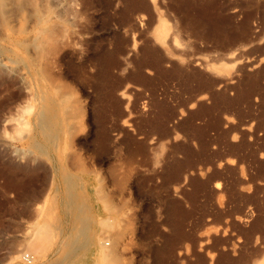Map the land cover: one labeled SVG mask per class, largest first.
Wrapping results in <instances>:
<instances>
[{
	"label": "rangeland",
	"instance_id": "obj_1",
	"mask_svg": "<svg viewBox=\"0 0 264 264\" xmlns=\"http://www.w3.org/2000/svg\"><path fill=\"white\" fill-rule=\"evenodd\" d=\"M0 264H264V0H0Z\"/></svg>",
	"mask_w": 264,
	"mask_h": 264
},
{
	"label": "crops",
	"instance_id": "obj_2",
	"mask_svg": "<svg viewBox=\"0 0 264 264\" xmlns=\"http://www.w3.org/2000/svg\"><path fill=\"white\" fill-rule=\"evenodd\" d=\"M19 187L26 191L25 197L28 196L29 189H33V186L31 184H29V182H27V181H25V183L23 185L20 184ZM15 188H17V184L15 185Z\"/></svg>",
	"mask_w": 264,
	"mask_h": 264
},
{
	"label": "bare ground",
	"instance_id": "obj_3",
	"mask_svg": "<svg viewBox=\"0 0 264 264\" xmlns=\"http://www.w3.org/2000/svg\"><path fill=\"white\" fill-rule=\"evenodd\" d=\"M2 3V2H1ZM6 3V2H5ZM2 6H4V5H2ZM43 15V14H42ZM40 17H41V15H40ZM40 17L38 16V18L40 19ZM36 20H38V19H36ZM160 21H162V20H160ZM164 23V22H163ZM162 23V24H163ZM160 24H161V22H160ZM159 25V24H158ZM160 27L162 26V25H159ZM158 27V26H157ZM160 27H159V29H160ZM164 29V28H163ZM163 31V30H162ZM159 33H161V32H159ZM155 34V33H154ZM160 35H162V34H160ZM162 37V36H161ZM159 35H155V39H157V40H160V43H162L163 41H164V39L163 38H161ZM164 37H165V35H164ZM164 43V42H163ZM30 262V261H29Z\"/></svg>",
	"mask_w": 264,
	"mask_h": 264
},
{
	"label": "built area",
	"instance_id": "obj_4",
	"mask_svg": "<svg viewBox=\"0 0 264 264\" xmlns=\"http://www.w3.org/2000/svg\"><path fill=\"white\" fill-rule=\"evenodd\" d=\"M24 259L28 262V263H30L31 262V259H32V257L31 256H29V254H24ZM30 261V262H29Z\"/></svg>",
	"mask_w": 264,
	"mask_h": 264
}]
</instances>
